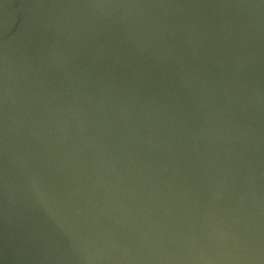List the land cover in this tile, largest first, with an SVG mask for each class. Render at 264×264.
<instances>
[{"label":"water","instance_id":"1","mask_svg":"<svg viewBox=\"0 0 264 264\" xmlns=\"http://www.w3.org/2000/svg\"><path fill=\"white\" fill-rule=\"evenodd\" d=\"M0 264H264V0H0Z\"/></svg>","mask_w":264,"mask_h":264}]
</instances>
